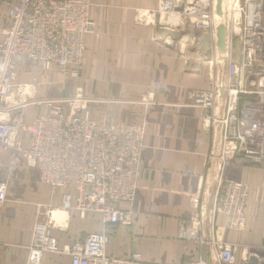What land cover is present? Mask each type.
Wrapping results in <instances>:
<instances>
[{"label": "built area", "instance_id": "built-area-1", "mask_svg": "<svg viewBox=\"0 0 264 264\" xmlns=\"http://www.w3.org/2000/svg\"><path fill=\"white\" fill-rule=\"evenodd\" d=\"M6 4L9 25L0 28V149L8 159L0 162V206L7 201L10 172L22 161L37 171L40 183L61 193L60 207L66 213L76 212L82 220L98 214L105 226L132 225L131 210L119 204H132L136 197L145 125L97 123L88 110L91 99L81 93L37 99L40 80L34 76L19 81L35 64L43 73L57 68L64 77H81L86 38L96 33L91 0H6ZM228 4L239 12L240 32L232 37L239 50L231 45L229 59L219 53L226 63L223 74L211 78L208 89L189 95L192 105L202 110L204 124L219 133L213 161L217 164L225 155L222 168L217 164L218 186L209 213H193L181 232V238L199 246L198 258L189 264H237L235 245L218 238L216 223L223 217L226 230L245 227L249 188L226 176L245 165L264 168V0H229ZM215 7L216 0H162L158 12L187 20L192 26L188 35L199 52L206 36L209 51L204 53L210 56L209 52H219ZM30 107L45 111L27 123ZM52 212L48 210L45 223L35 225L27 247L28 264H41L47 253L69 257L70 264H143L140 253L109 257V236L104 232L61 246ZM204 250L209 259L203 257ZM242 255L241 264H264V237Z\"/></svg>", "mask_w": 264, "mask_h": 264}, {"label": "crops", "instance_id": "crops-1", "mask_svg": "<svg viewBox=\"0 0 264 264\" xmlns=\"http://www.w3.org/2000/svg\"><path fill=\"white\" fill-rule=\"evenodd\" d=\"M161 1L91 0L96 33L86 38L81 77H67L65 83L67 78L54 68L40 78L38 90V95L52 98L84 94L91 99L89 113L97 123L145 125L136 197L132 204H119L131 210L132 225L105 226L98 214L82 220L76 212L66 213L60 207L61 193L40 183L36 170L17 161L7 201L0 206V264H28L27 247L35 225L48 220L51 208L61 246L104 232L109 236V257L140 253L143 264H189L198 258V243L181 238V232L193 213H209L218 186V163L212 156L218 150L219 133L204 124L202 110L189 99L192 91L209 87L204 63L208 55L193 45V37L189 57L180 39L160 36V29H179L164 23L158 12ZM2 6L0 28L5 29L8 8ZM38 70L35 64L19 81L31 80ZM7 159L0 149V162ZM228 177L245 183L249 196L244 229L228 230L222 238L240 250L257 247L264 237V168L245 165ZM217 223L223 227V217ZM202 255L209 259L208 251ZM41 264H70V258L47 253Z\"/></svg>", "mask_w": 264, "mask_h": 264}, {"label": "bare ground", "instance_id": "bare-ground-1", "mask_svg": "<svg viewBox=\"0 0 264 264\" xmlns=\"http://www.w3.org/2000/svg\"><path fill=\"white\" fill-rule=\"evenodd\" d=\"M223 1H224V6H223V11L224 12H223V19L220 22L223 25H225L226 30H227V37H226V56H225L224 59H227V58L229 59L230 58V53H231V45H233L232 37H234V35H237L240 32V27H239V20L240 19H239V12H238V10L237 9L234 10V7L231 4H228L229 3V0H223ZM160 15H161V17H163L164 23L171 24L173 27L179 28V29H172V30H176V31H179V32L183 33V36L180 38L182 45H184V47H185V44H187L188 46H190L192 42L186 41V38H188V34L190 33V30H191V27H192V26H189L190 25L189 22L187 20L183 21L180 18V16L178 17L176 15H170V14H165V13L160 14ZM192 17L194 18V16H192ZM192 20H194V19H192ZM184 23L186 25H184ZM215 39H216V36H215ZM209 55H210V59L208 61V64H209V67H210V72H209L208 80H209V83H210L211 82V78L214 79V78H218L219 77L218 76L219 75V73H218L219 72L218 65H219L220 62L222 63L223 60H221V58L219 57V52H217V51L214 54H211L209 52ZM225 65H226V63H224V67H225ZM86 99H89V98H86ZM214 131L215 132H218L216 130H214ZM221 153H222V151H221ZM222 158H225V155L224 154H222ZM222 158H218V165L221 168H222V166H221L222 165L221 164ZM52 220H53V223H54V226H55V229H56V223L54 222V218H52ZM57 220H58V218H57ZM55 229H54V231H55ZM242 230H238V231L237 230H232V231L241 232ZM226 231H228V230L224 229V226L223 227H220V230H219L220 236L218 235V238L223 240L222 235ZM235 247H236V250H237L236 251V256H237L238 253H239V251H242V253H243L245 251V248L248 247V246L242 247V250H240L236 245H235ZM240 257H241V263H243V255L241 254Z\"/></svg>", "mask_w": 264, "mask_h": 264}, {"label": "water", "instance_id": "water-1", "mask_svg": "<svg viewBox=\"0 0 264 264\" xmlns=\"http://www.w3.org/2000/svg\"><path fill=\"white\" fill-rule=\"evenodd\" d=\"M215 14L220 22L223 19V0H216ZM184 25L186 24L184 23ZM159 34L162 38L166 36H171L174 39H180L183 36V33L168 28L160 29ZM226 37H227L226 27L220 22L217 28V41H218L219 53L223 58H225L226 56ZM202 50L204 52H207L208 50V39L206 36L202 38ZM232 180L237 182L240 181L239 178ZM251 262L256 263L257 261L255 260V258H251Z\"/></svg>", "mask_w": 264, "mask_h": 264}, {"label": "rangeland", "instance_id": "rangeland-1", "mask_svg": "<svg viewBox=\"0 0 264 264\" xmlns=\"http://www.w3.org/2000/svg\"><path fill=\"white\" fill-rule=\"evenodd\" d=\"M5 0H0V6L1 5H3L2 7H4V8H6L7 9V4H6V1L4 2ZM191 36L190 35H188V38H186V40L187 41H189V42H191V38H190ZM185 48H186V51H188V56L189 57H191V55H190V53L192 52V50H191V47L190 46H188L187 44H185ZM233 50L234 51H236V52H238V50H239V43H238V41H237V39H235L234 40V42H233ZM209 59H210V56H207V59H205L204 60V63L206 64V63H208V61H209ZM205 66H207V68H208V72H210V67H209V64H206ZM218 69H219V77L223 74V72H224V62H220L219 63V65H218ZM37 72V78H38V80H40V78L43 76V74H45V73H43L42 72V70L40 69V71L38 70V71H36ZM209 74V73H208ZM209 76V75H208ZM64 77V76H63ZM67 77H64V79H66ZM69 78V77H68ZM68 78L65 80V83L68 81ZM51 81H52V79H51ZM51 81H49V82H51ZM41 82V81H40ZM55 83V82H54ZM53 83V84H54ZM51 84H52V82H51ZM57 88H59V87H63L62 86V84L61 85H59V86H56ZM40 93V92H39ZM78 94V93H77ZM77 94H75L74 96H72V97H75ZM82 94V93H81ZM44 96H47V95H44ZM43 95H38V92H37V94H36V97H37V99H56L55 97H44ZM83 96H84V94H83ZM85 97V96H84ZM57 98H68V96H63V97H57ZM41 110H45L44 108H37V107H34V108H29L27 111H26V113H27V117H26V122L27 123H31L35 118H36V116L39 114V113H41ZM88 110H89V106H88ZM35 111H37V112H35ZM110 124H112V123H110ZM119 125H122V124H119ZM212 131V130H211ZM16 164V163H15ZM15 166V165H14ZM14 166H13V168H14ZM12 168V169H13ZM11 174V177H10V180H11V178H12V171L10 172ZM46 222V221H45ZM238 255H239V253H238ZM237 255V256H238ZM240 257V256H239Z\"/></svg>", "mask_w": 264, "mask_h": 264}]
</instances>
